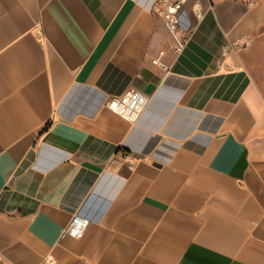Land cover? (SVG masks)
<instances>
[{
    "label": "crops",
    "instance_id": "0c3cea01",
    "mask_svg": "<svg viewBox=\"0 0 264 264\" xmlns=\"http://www.w3.org/2000/svg\"><path fill=\"white\" fill-rule=\"evenodd\" d=\"M156 2L0 0V264H264V0Z\"/></svg>",
    "mask_w": 264,
    "mask_h": 264
},
{
    "label": "built area",
    "instance_id": "2783aa9c",
    "mask_svg": "<svg viewBox=\"0 0 264 264\" xmlns=\"http://www.w3.org/2000/svg\"><path fill=\"white\" fill-rule=\"evenodd\" d=\"M189 0H157L156 2V12L164 20L166 27L173 34L176 41L178 42V49L184 48L187 43L189 36L187 35V30L181 27L179 13L183 7L188 3ZM193 13L197 19L201 18V10L198 4L193 8ZM246 43L241 40L234 42L233 44L227 46L223 53H225L228 48H242ZM153 64L157 65L162 69L166 67L159 62L158 59L153 60ZM143 96L134 89L126 92L121 98H113L108 102L109 108L121 116H128L131 111H134L143 105ZM132 165V162H129ZM89 225V220L82 218L80 216H73L67 227L65 228L63 234L71 236L76 239H80L84 236L85 231ZM52 260V259H51ZM50 259L45 260L43 264H53Z\"/></svg>",
    "mask_w": 264,
    "mask_h": 264
},
{
    "label": "rangeland",
    "instance_id": "374dc122",
    "mask_svg": "<svg viewBox=\"0 0 264 264\" xmlns=\"http://www.w3.org/2000/svg\"><path fill=\"white\" fill-rule=\"evenodd\" d=\"M243 47L255 50L254 58L249 61L248 68L259 89L264 93V30L259 32L253 40L248 41Z\"/></svg>",
    "mask_w": 264,
    "mask_h": 264
},
{
    "label": "trees",
    "instance_id": "16d2710c",
    "mask_svg": "<svg viewBox=\"0 0 264 264\" xmlns=\"http://www.w3.org/2000/svg\"><path fill=\"white\" fill-rule=\"evenodd\" d=\"M47 127H48V125H46L44 129H47Z\"/></svg>",
    "mask_w": 264,
    "mask_h": 264
}]
</instances>
